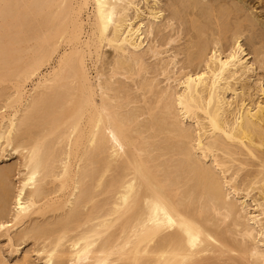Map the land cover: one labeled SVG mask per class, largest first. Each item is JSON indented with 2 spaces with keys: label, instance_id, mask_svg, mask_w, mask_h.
<instances>
[{
  "label": "bare ground",
  "instance_id": "1",
  "mask_svg": "<svg viewBox=\"0 0 264 264\" xmlns=\"http://www.w3.org/2000/svg\"><path fill=\"white\" fill-rule=\"evenodd\" d=\"M161 1L0 0V149L21 157L0 170V231L13 246L41 241L46 264H264V99L247 81L246 27L224 35L231 17L264 18L250 0H178L172 19L181 4L215 28L209 44L193 20L197 48L176 70L178 54L162 57L176 39L150 41ZM119 75L142 109H126ZM160 75L181 89L161 88Z\"/></svg>",
  "mask_w": 264,
  "mask_h": 264
},
{
  "label": "rangeland",
  "instance_id": "2",
  "mask_svg": "<svg viewBox=\"0 0 264 264\" xmlns=\"http://www.w3.org/2000/svg\"><path fill=\"white\" fill-rule=\"evenodd\" d=\"M178 0H162L159 3V7L161 9H164L163 12V18L159 19V23L157 26V30L155 34L150 38V41L158 44H162V41L167 39L169 36L170 38H175L176 40L173 41L170 45H164L162 47L163 50H167L162 54V57L165 58V60H168L169 58L177 56L178 63L176 64V67L173 69H182L187 67L188 63V56L190 53L195 51L197 48V45L195 42H197L196 35L197 32L193 27V20H197V18H200L199 23L203 25L206 29L204 37V41H207L209 44H213V38L212 34L214 33V18H210L207 15H204L203 12L200 10L198 14L192 15L187 13L186 6L181 5V16L178 19H172L173 12L175 9V3ZM258 0H250L251 5L255 4L254 11H257L259 14L262 15V18H264V5L257 2ZM153 4L154 0H141L140 7H142L143 10L147 9L148 3ZM221 3V4H232L235 2V0H202V5L207 6L210 3ZM245 16H248L249 19H253L255 17L253 9H243ZM146 20L149 17L148 14H145ZM252 25L248 21H243V19H236V17H231L228 20V28L224 35L228 36L229 39H234V33L235 30L238 29L237 25L239 23L242 24V27H246V30L243 33L242 42L244 47L246 48V52L249 54L246 56V58H249L251 62L255 63L254 68L255 71L250 72V75L252 76L247 81L252 85L253 93L255 94V98L257 100L264 99V89H262V86L264 85V68H260V60L262 53L260 52L263 50L264 52V25L259 24L258 22H255L252 20ZM167 24H171V27L166 28ZM244 25V26H243ZM250 29V30H248ZM149 40H146V44ZM225 44V42H224ZM108 57H104L103 62L101 63V69L105 73V78L109 77L110 73V61L113 58V53L109 47L106 48ZM151 55V54H150ZM147 56L146 61L149 65L157 64L158 59L156 57H152V55ZM259 60V63L257 62ZM175 65V64H174ZM172 65V67H174ZM151 70H155L152 68ZM187 71V69L185 70ZM138 83L142 81V78L139 76H136ZM115 84H123L125 86V91L129 98H127V101L125 102H131L133 103L126 107L127 110H131L132 108H135L133 110H140L143 107V101L140 100V97H135V94H138L140 96V93L137 89V86L135 85L134 81L132 80H126L123 76H117L115 78ZM159 86L161 88L170 87L172 90H179L182 86L179 85V81H174L173 79L168 81L164 76L160 75L159 78ZM239 86H242V83L239 84ZM241 91V90H240ZM229 99H233V96L231 93L228 94ZM140 100V101H139ZM148 115H146L144 118H147ZM188 125L192 127L194 133L197 132V125L194 121L188 120ZM21 164V157L20 154L14 151L10 152H3L0 149V170L5 167H13L18 170ZM243 175H241L238 178V181L241 180ZM18 175L15 176L14 185L17 186L19 183L17 181ZM14 186V188H15ZM17 188V187H16ZM247 193L245 191L241 192V195L244 196ZM240 195V197H242ZM235 196V195H233ZM261 199V195L259 194L258 190L252 191V193L246 198V206L247 210L250 214H257L259 212L256 211V206L258 204V199ZM14 204H11L10 206V212H14ZM260 218H262V225H264V214H261ZM254 223V222H252ZM258 229L260 228V225L256 226ZM264 240V235H259ZM264 241L261 243L263 245ZM42 242L37 241L33 238L28 239L26 242H23L21 244H18V241H16V245L13 246L12 243L9 241L8 237L5 235L4 232L0 231V254L4 258V260L10 262V264H20L22 262L23 258L27 256V259L22 264H46V258L44 253L41 252L42 248ZM19 248V251H16V249ZM222 264H238V263H231L227 258H224L222 261Z\"/></svg>",
  "mask_w": 264,
  "mask_h": 264
}]
</instances>
